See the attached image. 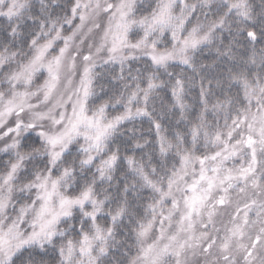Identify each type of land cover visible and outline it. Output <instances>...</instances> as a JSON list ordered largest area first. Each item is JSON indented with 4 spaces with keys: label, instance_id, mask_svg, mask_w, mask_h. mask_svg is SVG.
Here are the masks:
<instances>
[{
    "label": "snow or ice",
    "instance_id": "6c2138e0",
    "mask_svg": "<svg viewBox=\"0 0 264 264\" xmlns=\"http://www.w3.org/2000/svg\"><path fill=\"white\" fill-rule=\"evenodd\" d=\"M39 3L33 15L31 0H0L6 22L0 31L8 36L0 41V154L8 157L0 175V264H114V252L127 243L117 239L125 221L136 247L127 264H264V51L257 57L253 49L220 77H209L197 62L217 42L226 48L219 55L234 61L233 42L246 33L254 44L256 27L264 38V0L258 13L250 0H159L141 16L137 0H73L63 13H54L55 0ZM197 11L205 22L186 29ZM28 21L34 30L25 52L17 41L25 40ZM165 32L171 47L162 43ZM225 32L232 37L227 46ZM78 56L83 71L74 83ZM145 57L148 66L133 74L130 62ZM101 62L119 65L124 81L111 98L123 112L111 117L109 101L90 104ZM175 65L191 75L171 71ZM193 88L199 123L190 141L178 131L169 139L164 122L175 110L184 119ZM166 89L171 107L158 108ZM209 111L223 118L222 128L207 124ZM136 120L154 131L158 154H121L122 126ZM127 135L133 153L153 144L135 129ZM201 143L211 154L197 155ZM37 160L44 167L29 171ZM105 184L115 191L101 197ZM230 207L228 222L218 227L217 217ZM140 210L147 212L142 219ZM105 216L110 224L102 227L98 218Z\"/></svg>",
    "mask_w": 264,
    "mask_h": 264
},
{
    "label": "trees",
    "instance_id": "16d2710c",
    "mask_svg": "<svg viewBox=\"0 0 264 264\" xmlns=\"http://www.w3.org/2000/svg\"><path fill=\"white\" fill-rule=\"evenodd\" d=\"M189 3H195L197 0H187ZM250 2L253 5L254 10L258 13L260 11L261 6V0H250ZM56 5H58L55 9H53L54 13H63L68 10L70 5L73 3V0H55ZM159 3V0H138L136 12L137 16L141 15H148ZM32 4V14L35 15L40 10V3L39 0H31ZM176 12L178 14L179 9H176ZM197 20L200 22H205L204 17L197 11L196 13H193V16L190 18L189 23L185 25V28L190 30L191 26H193ZM78 21H74V23H77ZM6 22L3 18H0V28L5 27ZM34 30V26L31 24V21H28L27 25L22 29V32L25 35V40L23 42L17 41L18 43H22V47L25 52H29L28 49V33L32 32ZM257 32V40L256 42L250 43L248 38L246 37V33L241 34L239 37H237L238 43L233 42V48L232 51L235 54V60H230L227 57L219 55L217 49L219 48L220 51H225L226 48L221 47L220 44L217 42V44L213 46H207L204 47L201 52L198 53L197 62L198 65H204L205 66V74L209 77L216 76L220 77L227 74V69L232 68L233 63L238 62L242 59L246 60L248 57H250L253 53V49L255 50V53L257 57H259L260 53L264 51V38L260 37V29L259 27H256L254 29ZM234 31V29H233ZM70 32L66 26L64 34ZM182 35H186V33H182ZM224 41L223 44L225 46L229 45L230 42H232V37L229 35L228 32H225L224 34ZM8 39V36L6 33L0 31V41H4ZM162 43L167 46L171 47V34L170 32H165L164 36L162 37ZM133 74H135V69H141L143 70L145 67L148 66L149 61L147 58H143L139 61H132L130 62ZM257 70L259 68V65L256 66ZM171 71H174L176 73L184 72L187 75H191L190 70L186 69L183 65H175L173 66ZM95 72L97 73L96 78L94 80V89H95V96L91 98L90 104L94 101L96 105H99L105 101H109V108L107 109V114L109 117L115 116L123 112V106L122 105H115L113 107L114 101L111 99L113 97H117L120 95V93L123 91V85L124 81L118 79L117 77L120 75V68L119 65H99L96 67ZM127 70H125V76H127ZM237 91L236 88L232 89V93L235 94ZM198 88H193L188 95L185 98V103L189 105L188 110L185 113L184 119L180 118L179 111L175 110V114L170 113L166 121L164 122L165 127V135L168 136L169 139H172V135L175 132H180L181 134L185 135L187 140L190 141V136L188 133L190 132L191 128L199 123V116L201 112V106L198 103ZM172 103V97H171V91L170 89H166L165 91L161 92L159 94V98L156 100V105L159 108L161 104L165 105L166 107H171ZM209 108H211V105H209ZM206 121L209 126H220L223 127V118L211 113L206 114ZM129 129H135L136 135L140 136L141 134L147 137L150 141H153L152 145L147 146L143 152L140 150H137L135 153H133L131 149V145L128 142L129 137L127 135V130ZM211 130V129H210ZM122 131H124L126 134L117 140V144L121 147V154L122 155H135L137 159L141 157L144 153H152L154 150L158 154V147H155V133L154 131H151L149 128V124L146 121L136 120L132 122H126L122 126ZM198 151L197 155H202L205 153H211V148H204L201 144L197 145ZM75 152V148L73 149ZM8 159L7 156L1 154L0 155V169L5 170L3 166V162ZM173 163H176L175 160L172 161ZM178 166V164H177ZM29 171L33 170V168H43L44 167V161L43 160H37L33 163L28 164ZM127 165L123 164L121 166V169L118 171L117 176L120 177L123 174V171L126 170ZM53 175H58V172L56 170L53 171ZM107 189L109 192L115 191V186L109 188L108 185H104L103 188L98 189V191L101 194V197L103 195V191ZM145 196H149V191L145 190ZM146 202H150V200L146 201H140L139 203L143 204ZM114 207V205H112ZM147 212L140 210L139 217L142 219L143 216H146ZM98 223L102 226H108L110 224V218L107 216L103 218H98ZM127 221H125V226L121 229H118L117 231V239L118 240H126V246L122 249H119L114 252L111 259L113 260L114 264H127V261L130 259V257L134 256L136 253V247L133 243L132 234L128 232V228L126 227Z\"/></svg>",
    "mask_w": 264,
    "mask_h": 264
},
{
    "label": "rangeland",
    "instance_id": "374dc122",
    "mask_svg": "<svg viewBox=\"0 0 264 264\" xmlns=\"http://www.w3.org/2000/svg\"><path fill=\"white\" fill-rule=\"evenodd\" d=\"M137 2H138V0H137ZM77 23H78V22H77ZM69 34H70V32L66 33L65 35H69ZM98 38H99L98 35H95V34H94V39H98ZM88 42H89V41L86 40V41H85V45H87ZM57 44H58V46H63L62 41H58ZM82 51H84V53L87 54V49H86V47L82 48ZM99 65H103L102 62L99 63L97 66H99ZM82 71H83V66H82V62H81V57L78 56V57H77V68H76V73H75V76H74V78H73L74 83H78L79 78H80V76L82 75ZM45 77H46V73H45ZM36 83H37V84H42V83H43V79H38V80H36ZM69 111H70V107H69ZM209 154H211V153H209ZM0 155H1V154H0ZM235 163H236V165L238 166V165L241 163V161H240L239 159H237V160L235 161ZM232 164H233L232 161H229V162H228V166H229V167H231ZM197 170H198V165H197ZM4 171H5V170H1V169H0V175H2V174L4 173ZM240 195H241V194L234 193V194H233V199H234V200H239V199H240ZM168 206H170V205H168ZM241 209H243V203H242V202H241ZM231 212H232V208L230 207V208H228L227 211H225L222 215H220V216L217 217V226H218V227H220V222H221V221H223L224 223H227V222H228V220H229V214H230ZM9 215H10V216H11V215H14V213H12L11 210H10ZM241 215H243V212H241ZM248 215H249V219H250V220L255 219V211H254V210H253V211H249ZM175 219H176V218H174L173 229H172V230H174L175 227H176ZM154 231H156V232L159 231L158 226H157V228H156Z\"/></svg>",
    "mask_w": 264,
    "mask_h": 264
}]
</instances>
